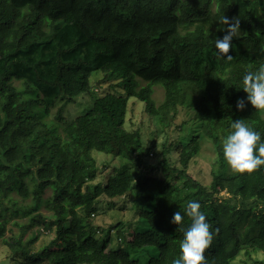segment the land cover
<instances>
[{
    "label": "trees",
    "instance_id": "1",
    "mask_svg": "<svg viewBox=\"0 0 264 264\" xmlns=\"http://www.w3.org/2000/svg\"><path fill=\"white\" fill-rule=\"evenodd\" d=\"M223 15L240 19L230 62L214 47ZM261 65L264 0H0V239L7 260L171 264L191 223L183 213L190 199L200 202L212 232L206 264L264 254V166L237 173L222 153L232 120L245 119L264 140V111L242 90L243 74ZM96 72L103 74L93 85ZM156 87L164 91L159 105ZM102 89L90 110L66 122V104ZM241 98L243 111L236 108ZM132 100L143 102L160 133L190 124V140L145 146L140 129L126 128ZM183 113L191 117L178 128ZM206 143L216 153L208 185L189 174ZM153 150L156 165L148 161ZM94 152L123 165L105 185L96 183ZM129 194L139 224L132 240L123 230V243L112 246V229L95 221L101 200ZM179 209L182 224H172ZM42 234L52 239L33 252Z\"/></svg>",
    "mask_w": 264,
    "mask_h": 264
},
{
    "label": "rangeland",
    "instance_id": "2",
    "mask_svg": "<svg viewBox=\"0 0 264 264\" xmlns=\"http://www.w3.org/2000/svg\"><path fill=\"white\" fill-rule=\"evenodd\" d=\"M103 73L96 72L93 74L92 84L95 85V80L99 78ZM142 85H145L142 83ZM106 90H111L106 86ZM91 90L90 93L79 96L77 99L65 105V119L66 122H72L75 118L80 115L85 114L90 108H92L94 101L104 95V90L100 91ZM154 98L159 105L164 99V91L161 87L155 88ZM63 104L60 101L55 109L53 110V116L56 114L57 109ZM183 116V117H182ZM182 116L176 120V125L179 126L183 124L184 121H189L191 114L185 115L183 113ZM187 116V118H186ZM186 119V120H185ZM182 130H175V127H172L168 134L160 133L158 131L159 125L150 119L147 114H145L143 102H137V100H132L129 104V110L127 114V125L126 128L129 131H134L136 129H140L143 134V141L145 146L150 148H156L157 150L162 149V146L167 141V139H171V141H180L182 140H190L191 138V128L190 124H186L182 126ZM94 155L97 156L98 167L100 168V173L96 180V183H100L105 185L109 176L114 173L115 169H119L123 165L120 160L112 158V156H106L103 153L94 152ZM172 158L177 161V154L173 153ZM216 158V153L214 148L210 143H206L203 146L200 157H198L189 168V174L192 175L195 179L199 180L203 184H209L211 182V168L213 162ZM149 163L156 165L159 161V154L157 155L154 150L148 157ZM51 195V191H47L45 197H49ZM224 197L225 193H222ZM101 203V211L98 213L96 217V224L102 226L105 229H112L110 232V237L114 241L112 246H118L123 243L119 240L118 233L121 231H125L128 235V241L132 240V234L134 228L139 224L138 212L132 209L134 205V201H136L135 197L132 194L126 195L120 199H116L113 202H110L106 198H102ZM114 204V206L112 205ZM123 209V210H121ZM42 212L44 214H48V212L43 209ZM9 225L8 227H11ZM120 226H122L120 228ZM100 235H98L99 237ZM52 235L50 234H42L37 242L33 245V252H38L42 250L47 244L51 241ZM8 258V250L3 245L0 239V264H13L7 260ZM256 264L264 262V254L261 252L252 253L251 258L245 255V252L233 263V264Z\"/></svg>",
    "mask_w": 264,
    "mask_h": 264
},
{
    "label": "clouds",
    "instance_id": "3",
    "mask_svg": "<svg viewBox=\"0 0 264 264\" xmlns=\"http://www.w3.org/2000/svg\"><path fill=\"white\" fill-rule=\"evenodd\" d=\"M220 23L224 25V35L214 40L216 55L230 62L233 56L229 54V49L234 48L232 40L241 32L240 19H229L223 15ZM242 90L247 94V102L255 110L264 111V65L243 74ZM245 107V99H238L236 108L243 111ZM230 128L231 131L222 143L223 158L228 166L234 172L249 174L264 166V140L261 139L260 132L246 123L245 119L232 120ZM183 213L191 218V223L183 229V238L179 244L180 254L171 264H206L205 250L212 243V232L200 202L195 199L188 200ZM183 219L182 210L179 209L173 212L170 222L181 225Z\"/></svg>",
    "mask_w": 264,
    "mask_h": 264
}]
</instances>
